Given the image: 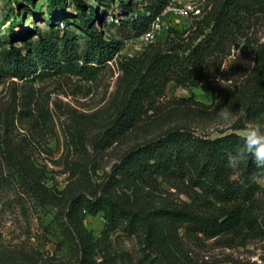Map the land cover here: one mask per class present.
<instances>
[{
    "label": "rangeland",
    "instance_id": "obj_1",
    "mask_svg": "<svg viewBox=\"0 0 264 264\" xmlns=\"http://www.w3.org/2000/svg\"><path fill=\"white\" fill-rule=\"evenodd\" d=\"M209 1L170 0L153 18L146 0H0V264H75L77 253L63 224L71 200L101 192L116 164L139 144L176 129L212 139L233 132L264 137V119L248 121L242 110L213 105L201 87L173 82L137 127L121 138L109 132L123 102L120 61L140 56L152 43H164L170 29H191L203 19ZM190 2L202 13L176 12ZM88 15L103 39L118 48L102 64L95 59L101 51L95 36L80 29ZM149 17L150 29L136 36L133 25ZM147 33L155 37L142 40ZM252 41L254 48L264 45V18ZM243 49L239 45L225 66L233 82L244 81L255 65ZM15 51L21 55L18 62L11 57ZM15 69L21 76L13 74ZM14 148L26 151L42 173L40 190L25 186L8 165ZM191 179V173L159 177L121 193L147 210L186 207L220 215L224 206ZM256 187L254 231L206 238L183 225L179 262L188 264L189 257L194 264H264V179ZM84 224L99 240L97 264H153L144 256L141 239L107 228L103 213L86 215Z\"/></svg>",
    "mask_w": 264,
    "mask_h": 264
},
{
    "label": "trees",
    "instance_id": "obj_2",
    "mask_svg": "<svg viewBox=\"0 0 264 264\" xmlns=\"http://www.w3.org/2000/svg\"><path fill=\"white\" fill-rule=\"evenodd\" d=\"M146 3L154 18L166 10L170 0H146ZM206 8L203 19L188 31L170 29L164 43H152L140 56L120 61L121 83L125 85L120 112L114 129L109 131L113 137L121 138L137 127L143 116L156 108L172 82L201 87L211 94L213 105L224 111L242 110L248 121L264 119V45L254 48L252 41L264 18V0H211ZM92 22L88 15L80 29L95 36L101 49L100 58L96 55L95 59L102 64L111 60L118 48L109 45L99 26L93 27ZM150 24L151 17L135 23L136 36L146 33ZM239 45H244L242 54H252L255 62L253 70L240 83L227 77L225 70ZM109 46L111 49H107ZM11 57L17 62L21 60L16 51ZM91 60L89 57L87 62ZM13 74L21 76L18 69ZM7 159L25 186L40 190L43 175L26 151L14 148ZM114 172L101 192L74 197L63 216L65 235L77 253L75 264L98 262L99 240L85 227L86 215L103 213L107 228H121L137 235L144 256L153 264H181L177 257L184 251L178 231L183 225L206 238H236L243 235L244 228L256 229L253 217L256 181L264 179V156L249 147L247 136L233 132L212 139L187 129L172 130L131 148L116 164ZM187 173H191L195 186L210 191L224 206L220 215L201 214L186 207L147 210L134 206L121 193L151 185L159 177ZM186 259L188 264H194L189 257Z\"/></svg>",
    "mask_w": 264,
    "mask_h": 264
},
{
    "label": "built area",
    "instance_id": "obj_3",
    "mask_svg": "<svg viewBox=\"0 0 264 264\" xmlns=\"http://www.w3.org/2000/svg\"><path fill=\"white\" fill-rule=\"evenodd\" d=\"M179 15H193L197 16L202 13L201 8L195 3V2H190L185 4L183 7L180 9H177L176 11ZM155 36L152 33H147L145 37L142 38V40H147L150 41L151 38H154Z\"/></svg>",
    "mask_w": 264,
    "mask_h": 264
},
{
    "label": "clouds",
    "instance_id": "obj_4",
    "mask_svg": "<svg viewBox=\"0 0 264 264\" xmlns=\"http://www.w3.org/2000/svg\"><path fill=\"white\" fill-rule=\"evenodd\" d=\"M248 144L250 148H253L257 155L264 156V137L250 134L248 136Z\"/></svg>",
    "mask_w": 264,
    "mask_h": 264
}]
</instances>
